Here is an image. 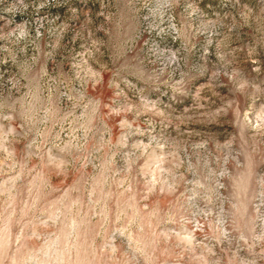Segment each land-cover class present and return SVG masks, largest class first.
I'll use <instances>...</instances> for the list:
<instances>
[{
	"label": "rangeland",
	"instance_id": "rangeland-1",
	"mask_svg": "<svg viewBox=\"0 0 264 264\" xmlns=\"http://www.w3.org/2000/svg\"><path fill=\"white\" fill-rule=\"evenodd\" d=\"M0 264H264V0H0Z\"/></svg>",
	"mask_w": 264,
	"mask_h": 264
}]
</instances>
